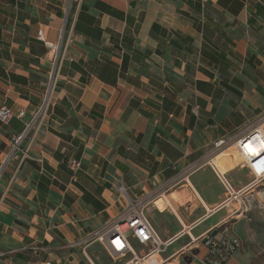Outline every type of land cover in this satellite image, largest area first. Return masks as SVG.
I'll use <instances>...</instances> for the list:
<instances>
[{
	"label": "crops",
	"instance_id": "crops-1",
	"mask_svg": "<svg viewBox=\"0 0 264 264\" xmlns=\"http://www.w3.org/2000/svg\"><path fill=\"white\" fill-rule=\"evenodd\" d=\"M3 105L0 264H117L81 240L128 195L159 198L146 215L173 264H208L192 238L225 222L241 243L224 264L264 255V182L231 198L208 162L264 115V0H0ZM230 155L238 191L254 176Z\"/></svg>",
	"mask_w": 264,
	"mask_h": 264
},
{
	"label": "built area",
	"instance_id": "built-area-1",
	"mask_svg": "<svg viewBox=\"0 0 264 264\" xmlns=\"http://www.w3.org/2000/svg\"><path fill=\"white\" fill-rule=\"evenodd\" d=\"M70 3L80 2L82 0H68ZM41 38L43 39L42 33ZM56 44H52L55 48ZM59 52V51H58ZM58 53L55 59V68L51 74V80L49 89L47 90L46 99L50 96L51 84L54 75L57 73V60ZM26 111L22 109L18 116H24ZM14 115V112L8 106L0 107V120L2 122H7ZM26 132L15 137L12 150L18 148V143L25 136ZM258 133L262 139H264V115L256 122L247 125V127L240 129L234 135L227 137L222 136L217 139L213 145L210 156H215L217 151L222 150L232 142L240 147V152L242 155V163L252 172L254 179L248 183L247 186L236 191L234 186L225 177V174L220 170V168L213 162V157L208 159V162L214 163L219 176L222 178L226 191L229 193V197L237 198L241 193L248 192V190H253L259 188L264 182V147L257 153H248L245 151V147L242 146L241 137L247 139L248 136H252ZM70 167H72L74 173L81 169V161L76 158H72L69 161ZM122 191L125 192L123 186H120ZM159 197H162L164 194ZM127 195V194H126ZM159 198H154L153 196L144 197H132L128 195V205L123 209V211L115 216V218L107 221L99 229H96L88 234L81 240L84 244L83 252L87 254L86 247L90 244L98 241L102 242L110 255L114 258L117 264H173V257H163V250L167 248L170 244L168 241H163L157 235L153 225L150 223L147 215L146 208L150 201L153 203ZM3 194L0 192V208L3 203ZM200 242L201 245L207 248L208 256L206 262L208 264H224L229 258H231L235 252H237L240 247L241 240L239 236L234 235L231 229L230 223L225 222L220 225L219 229L216 230L215 234L212 232H206L204 235L192 238L190 243ZM76 242L74 244H77ZM185 246L178 253H189L194 254L191 246ZM175 257V256H174ZM181 261L185 259H180L176 264H181Z\"/></svg>",
	"mask_w": 264,
	"mask_h": 264
},
{
	"label": "bare ground",
	"instance_id": "bare-ground-1",
	"mask_svg": "<svg viewBox=\"0 0 264 264\" xmlns=\"http://www.w3.org/2000/svg\"><path fill=\"white\" fill-rule=\"evenodd\" d=\"M55 47V51L57 50V45L54 46ZM54 80H55V77H53V80H52V84H51V90L53 88V85H54ZM50 90V92H51ZM51 94V93H50ZM49 99V97H48ZM48 99L46 100L45 102V105L48 101ZM241 143L240 144H243L242 146H244L245 148V151L248 152V153H257L258 151H260L263 147H264V139L261 138V136L256 133L252 136H248L247 139H244L243 137H241ZM226 151H231L233 152L236 157H237V164L240 163V161H242V155H241V152H240V147H238V145H236L235 143L232 142L231 145H228L226 146L225 148H223L222 150H220L213 158H214V163L219 167V164H217L215 162V160L217 159V156L219 153H223V152H226ZM223 172H226V171H223ZM165 250V249H164Z\"/></svg>",
	"mask_w": 264,
	"mask_h": 264
},
{
	"label": "rangeland",
	"instance_id": "rangeland-1",
	"mask_svg": "<svg viewBox=\"0 0 264 264\" xmlns=\"http://www.w3.org/2000/svg\"><path fill=\"white\" fill-rule=\"evenodd\" d=\"M54 52H55V48H54ZM55 54H57V52H55ZM57 74H55L54 75V77H55V80H54V85H53V88H52V91L54 90V86L56 85V82H57ZM51 91V92H52ZM220 151V150H219ZM219 151H217V153L219 152ZM216 153V154H217ZM230 153H231V151H226V152H223V153H219L218 154V156H217V159L215 160V162L218 164L219 163V168H220V170L223 172V171H226L225 169V167H221L220 166V161H222L223 160V158H226V157H231V155H230ZM215 154V155H216ZM213 156H209L208 158H212ZM240 163H241V161H240ZM239 163V164H240ZM227 172V171H226ZM223 173H225V172H223ZM162 197H164L165 198V196L163 195ZM167 202V201H166ZM150 218V217H149ZM151 219V218H150ZM168 251L170 252L171 251V247L168 249ZM112 257V256H111ZM111 260H114V258L112 257L111 258ZM255 264H264V255H262L261 257H259L257 260H256V262H255Z\"/></svg>",
	"mask_w": 264,
	"mask_h": 264
},
{
	"label": "water",
	"instance_id": "water-1",
	"mask_svg": "<svg viewBox=\"0 0 264 264\" xmlns=\"http://www.w3.org/2000/svg\"><path fill=\"white\" fill-rule=\"evenodd\" d=\"M216 233V230L214 232H212V234H215ZM185 260L188 261V262H191V258L190 257H185Z\"/></svg>",
	"mask_w": 264,
	"mask_h": 264
}]
</instances>
